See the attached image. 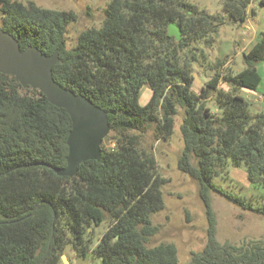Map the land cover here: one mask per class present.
<instances>
[{
	"label": "trees",
	"instance_id": "trees-1",
	"mask_svg": "<svg viewBox=\"0 0 264 264\" xmlns=\"http://www.w3.org/2000/svg\"><path fill=\"white\" fill-rule=\"evenodd\" d=\"M251 2L222 0L223 13H211L190 0H110L101 25L81 31L67 48L74 12L0 0V27L21 50H57L54 80L103 109L114 139L113 146L102 142L99 158L79 163L73 176L58 175L55 169L66 166L68 112L0 72V264H61L68 242L85 256L90 229L104 219L108 226L93 248L100 261L92 264H177L173 244L149 245L157 232L152 216L164 207L165 179L140 137L152 126L156 138H170L178 108L183 145L177 167L197 182L209 223L205 246L188 264H264V237L239 245L217 240L209 198L215 191L264 218V203L253 205L212 181L229 163H243L248 181L264 187V111H253L238 94L260 84L264 33L242 53L241 71L220 72L225 58H218L208 64L213 75L192 89L200 73L193 64L206 62V48L224 24L241 25L254 15ZM171 22L180 26L179 40L167 33ZM143 86L151 94L142 105Z\"/></svg>",
	"mask_w": 264,
	"mask_h": 264
},
{
	"label": "rangeland",
	"instance_id": "rangeland-1",
	"mask_svg": "<svg viewBox=\"0 0 264 264\" xmlns=\"http://www.w3.org/2000/svg\"><path fill=\"white\" fill-rule=\"evenodd\" d=\"M24 3L33 1L35 4L51 9L72 11L76 20L67 26V48H71L79 33L90 27H99L105 17V9L110 0H20ZM200 8L211 13H223L222 0H190ZM250 29L263 30L264 16L261 17V6L257 0H252L249 11ZM261 33V32H260ZM232 52L223 54L224 51ZM249 43L245 30L237 23H226L220 30L216 43L211 48H206L207 59L202 66L193 64L196 73L192 87L198 91L200 86L214 73L209 69V63L218 58H225V64L220 72L229 69L233 74L241 71L245 65L242 60L241 49ZM203 46V44H199ZM229 48V49H228ZM261 76L260 84L256 91L240 89L238 94L252 102V110L264 111V62L256 65ZM224 88V84H220ZM151 92L143 86L139 94V103L145 104ZM207 106L214 111L216 109L213 98L206 100ZM183 117V110L178 108L174 119V130L167 140L158 139L154 135L153 127L150 126L141 133L140 146L153 153L156 160L157 173L165 179L162 186L164 207L152 216L153 223L157 226V232L149 241L150 246L160 243H171L177 249V264H188L194 252L203 249L207 241L208 218L206 207L198 192L197 182L177 167V158L182 149V138L179 125ZM106 146H113L114 139L109 131L102 140ZM214 185L239 199L248 201L253 205L264 203V187L248 181L246 167L242 163L233 166L229 163L226 168L212 179ZM210 205L215 219L216 238L219 242L232 244H244L251 240L264 237V218L249 209H245L237 203L225 198L221 194L210 191ZM108 226L107 219L90 229V251L85 256L78 255L71 242L66 243L61 255V264H92L100 261V257L93 253V248Z\"/></svg>",
	"mask_w": 264,
	"mask_h": 264
},
{
	"label": "water",
	"instance_id": "water-1",
	"mask_svg": "<svg viewBox=\"0 0 264 264\" xmlns=\"http://www.w3.org/2000/svg\"><path fill=\"white\" fill-rule=\"evenodd\" d=\"M167 33L176 40L182 36L176 22L168 25ZM57 59V50L45 54L32 45L21 50L17 39L0 27V72L13 75L23 86L39 89L50 103L64 108L70 116L66 166L56 168L55 172L73 176L79 163L99 158L100 145L110 131V125L103 109L54 80L52 66Z\"/></svg>",
	"mask_w": 264,
	"mask_h": 264
},
{
	"label": "crops",
	"instance_id": "crops-1",
	"mask_svg": "<svg viewBox=\"0 0 264 264\" xmlns=\"http://www.w3.org/2000/svg\"><path fill=\"white\" fill-rule=\"evenodd\" d=\"M260 14H261V17L263 18V16H264V5L261 6V13ZM249 21H250V16H248L246 21L240 25L242 27V29L245 30L246 36L249 38V43L247 45H245L243 49H241V53H243L244 51H247L253 44H255L260 39L261 33H264V23H263V30H260V32H261L260 33L258 30L251 31ZM227 43L230 44L229 42H227ZM228 47L230 48V51H224L223 54H226L228 52H232V50H233V49H231L232 44H230V46H228Z\"/></svg>",
	"mask_w": 264,
	"mask_h": 264
}]
</instances>
